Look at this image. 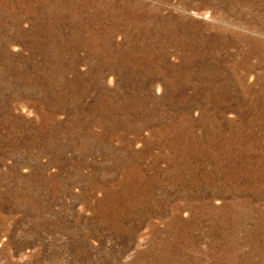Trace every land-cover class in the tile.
Listing matches in <instances>:
<instances>
[{
  "label": "rangeland",
  "instance_id": "1",
  "mask_svg": "<svg viewBox=\"0 0 264 264\" xmlns=\"http://www.w3.org/2000/svg\"><path fill=\"white\" fill-rule=\"evenodd\" d=\"M0 264H264V0H0Z\"/></svg>",
  "mask_w": 264,
  "mask_h": 264
}]
</instances>
